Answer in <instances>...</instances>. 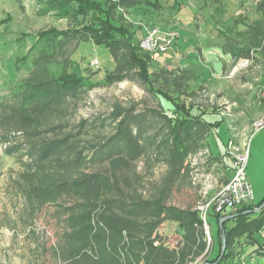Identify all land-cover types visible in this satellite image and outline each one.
Returning a JSON list of instances; mask_svg holds the SVG:
<instances>
[{
  "label": "trees",
  "instance_id": "16d2710c",
  "mask_svg": "<svg viewBox=\"0 0 264 264\" xmlns=\"http://www.w3.org/2000/svg\"><path fill=\"white\" fill-rule=\"evenodd\" d=\"M13 2L23 9L22 0ZM139 6L160 10L158 0H63L56 16L73 24L79 19L81 24L48 32L28 75L0 102L3 155L20 166L14 189L31 215L55 207L53 216L60 225L53 251L57 264H190L206 250L203 224L194 209L198 202L178 207L169 200L174 191L191 186V158L207 150L211 159L219 160L207 143L210 126L216 124L193 116V107L177 112L179 102L163 96L174 107L171 113L155 96L156 109L115 106L103 118L77 124L69 118L72 105L99 85L127 81L152 94L157 93L150 88L155 86L152 78L168 82L161 74L149 73L152 54L139 48L140 40L125 21L126 13ZM256 12L259 18L253 22L240 20L244 31H230L238 19L229 30H221L222 51L234 64H264V0L256 3ZM81 43L103 46L110 56L113 67L100 84L90 82L95 75L91 61L86 77L73 69L72 57ZM229 160L223 184L231 176ZM158 166L166 171L159 182L151 183L148 179ZM261 203L226 215L209 209L215 217L218 251L208 263L219 257L218 222L225 216L234 218L223 223L226 248L218 264H239L231 260L239 239L257 244L255 236L264 231V209L253 211ZM167 223L176 226L182 239L176 249L154 245L161 240L158 230ZM258 256L264 261V253Z\"/></svg>",
  "mask_w": 264,
  "mask_h": 264
},
{
  "label": "rangeland",
  "instance_id": "374dc122",
  "mask_svg": "<svg viewBox=\"0 0 264 264\" xmlns=\"http://www.w3.org/2000/svg\"><path fill=\"white\" fill-rule=\"evenodd\" d=\"M158 1L159 11L154 13L139 6L126 13L125 21L131 25L130 32L135 33V40H142L143 27L147 26L174 37L172 49L157 59L152 54L149 63V73L161 74L168 82H156L151 77L155 86L150 88L157 92L152 94L127 81L108 87L99 85L82 101L72 105L69 117L72 124L106 117L115 106L156 109L158 98L155 96L161 98L168 113L174 109L168 101L184 102L185 106H176L177 112L193 107V116L216 124L210 126L213 130L207 143L209 151L219 160L211 159L207 150L191 158L194 167L191 186L174 191L169 204L192 206L211 199L219 191L230 164L226 146L231 140L239 145L246 144L248 149L246 176L253 202L245 207L262 201L261 206L264 203V127L256 132L253 130H256V123L264 121V64L262 60L258 64L246 60L232 63L222 51L221 35V30H229L237 19L238 25L230 30L235 34L245 30L240 20L248 24L258 19L256 3L259 0ZM61 2L63 0H22L23 9H19L13 0H0V102L5 101L28 75L31 60L43 46L48 32L59 33L81 24L79 19L73 24L56 16ZM72 59L73 69L82 77L88 75L87 63L98 61L90 70L95 74L90 82L96 85L102 83L105 72L113 67L105 47L92 43H81ZM52 72L59 74L57 68H52ZM190 92L194 93L191 98L188 97ZM3 149L0 145V264H57L53 251L59 241L60 225L53 216L55 207L48 206L36 215L28 212L12 185L20 166L4 156ZM141 168L140 163L138 170ZM165 171L164 166L156 167L148 181L159 182ZM207 224L215 240L211 239L209 245L206 243L204 254L190 264H210L208 261L217 254V229L211 210ZM166 226L162 228L165 230ZM174 232L170 226L167 236ZM255 239L257 244L253 246L239 239L235 247L237 254L231 260H238L239 264H264L258 256L264 253V231ZM224 253L221 254L220 248L218 259L211 264L221 263Z\"/></svg>",
  "mask_w": 264,
  "mask_h": 264
},
{
  "label": "built area",
  "instance_id": "2783aa9c",
  "mask_svg": "<svg viewBox=\"0 0 264 264\" xmlns=\"http://www.w3.org/2000/svg\"><path fill=\"white\" fill-rule=\"evenodd\" d=\"M143 27V26H142ZM174 45V37L154 26L143 27V36L140 40L139 48L150 54H166ZM98 65L96 60L90 62V67ZM256 130L264 127V121L255 124ZM252 132V133H253ZM228 155L231 159V176L227 183L223 184L219 191L208 200L197 203L194 209L198 212L203 224L205 242L211 243L210 227L207 224V215L211 207H214L215 213L226 215L231 211L248 205L253 202V193L250 183L246 176V165L248 160V149L246 144L228 142L226 146ZM182 239L175 231L171 236H161V240L155 241L154 245L162 244L168 249H176Z\"/></svg>",
  "mask_w": 264,
  "mask_h": 264
},
{
  "label": "water",
  "instance_id": "95a60500",
  "mask_svg": "<svg viewBox=\"0 0 264 264\" xmlns=\"http://www.w3.org/2000/svg\"><path fill=\"white\" fill-rule=\"evenodd\" d=\"M264 207V203L256 210H254V213H258L262 208ZM234 216H225L221 218L218 222V227H219V236L221 239V254L224 253L225 248H226V240L224 236V229H223V223L232 220Z\"/></svg>",
  "mask_w": 264,
  "mask_h": 264
},
{
  "label": "crops",
  "instance_id": "0c3cea01",
  "mask_svg": "<svg viewBox=\"0 0 264 264\" xmlns=\"http://www.w3.org/2000/svg\"><path fill=\"white\" fill-rule=\"evenodd\" d=\"M158 3H159V1H158ZM159 6H160V9H161V5L159 4ZM165 225H167L166 227H167V229H163L162 227L158 230V234L160 235V236H163V235H165V236H167V233H168V230H169V228H170V226H172L173 227V229L176 231V226L173 224V223H167V224H165ZM163 233V234H162Z\"/></svg>",
  "mask_w": 264,
  "mask_h": 264
}]
</instances>
